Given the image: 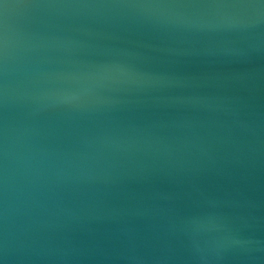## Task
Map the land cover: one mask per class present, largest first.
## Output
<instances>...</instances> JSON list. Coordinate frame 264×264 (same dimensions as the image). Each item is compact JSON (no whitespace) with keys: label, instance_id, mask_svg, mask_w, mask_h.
<instances>
[{"label":"water","instance_id":"obj_1","mask_svg":"<svg viewBox=\"0 0 264 264\" xmlns=\"http://www.w3.org/2000/svg\"><path fill=\"white\" fill-rule=\"evenodd\" d=\"M0 264H264V0H0Z\"/></svg>","mask_w":264,"mask_h":264}]
</instances>
